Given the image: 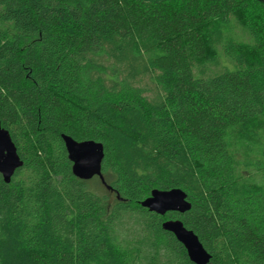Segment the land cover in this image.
Wrapping results in <instances>:
<instances>
[{
  "label": "trees",
  "instance_id": "obj_1",
  "mask_svg": "<svg viewBox=\"0 0 264 264\" xmlns=\"http://www.w3.org/2000/svg\"><path fill=\"white\" fill-rule=\"evenodd\" d=\"M0 123L23 161L0 264H195L166 219L207 264H264V1L0 0ZM62 133L103 144L106 184ZM155 188L190 208L148 210Z\"/></svg>",
  "mask_w": 264,
  "mask_h": 264
},
{
  "label": "water",
  "instance_id": "obj_2",
  "mask_svg": "<svg viewBox=\"0 0 264 264\" xmlns=\"http://www.w3.org/2000/svg\"><path fill=\"white\" fill-rule=\"evenodd\" d=\"M61 138L68 159L71 161L72 173L80 179H90L96 175L103 184H106L101 171L104 156L103 144L95 140L78 141L64 133L61 134ZM22 164L23 161L17 153L8 130L0 123V174L3 180L9 182L15 170ZM140 204L161 215L167 211L183 213L191 206L186 193L180 188L152 189ZM161 226L164 230L171 232L184 246L192 262L195 264L208 263L210 254L203 247L198 236L191 229L186 228L180 219H166Z\"/></svg>",
  "mask_w": 264,
  "mask_h": 264
},
{
  "label": "rangeland",
  "instance_id": "obj_3",
  "mask_svg": "<svg viewBox=\"0 0 264 264\" xmlns=\"http://www.w3.org/2000/svg\"><path fill=\"white\" fill-rule=\"evenodd\" d=\"M224 65V63L222 64ZM91 185L95 186L96 187V183L92 181Z\"/></svg>",
  "mask_w": 264,
  "mask_h": 264
}]
</instances>
